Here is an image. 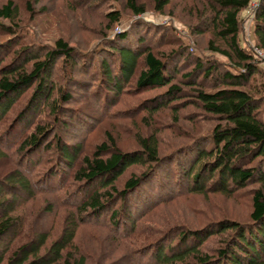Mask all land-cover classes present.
<instances>
[{
  "label": "trees",
  "instance_id": "16d2710c",
  "mask_svg": "<svg viewBox=\"0 0 264 264\" xmlns=\"http://www.w3.org/2000/svg\"><path fill=\"white\" fill-rule=\"evenodd\" d=\"M62 1L79 4L76 7L84 11L94 0ZM153 1L159 12H164L171 2ZM250 3L251 0H209L208 24L227 44L222 48L210 41V48L225 56L229 64L223 70L217 62L197 60L196 72H203L206 78L212 76L222 87L210 91L197 88L190 94L218 122L209 132L185 135L191 137L190 144H199L194 149L184 143L171 145L164 153L156 127L149 135H137L140 149L134 151L120 149L110 130L90 152L87 140L67 136L76 118L86 122V116H91L93 122L87 123V130L92 131L105 122L125 123V118L139 114V123L148 127L153 125L155 113L176 108L185 90L176 80L178 62L173 60L177 55L181 59L187 56V44L171 37L170 43L176 47L158 53L145 44L144 36L137 34L132 40V33L122 31L113 37L103 33L104 37L88 50L72 46L63 38L49 47L34 29L18 24L15 0L0 2V30L10 35L0 41V158L10 157L16 167L0 175V264L109 261L113 253L101 251L96 259L79 246L78 233L85 226L107 227L105 239L112 235L117 238L119 248L125 251L121 256L125 264H133V243L142 244L136 249L139 264H264V119L260 117L264 86L250 83L253 76L264 72L255 50L239 41L240 13ZM127 9L134 15L147 11L137 0H127ZM105 17L107 31L123 20L117 10L107 12ZM134 23L136 27L137 21ZM255 35L257 46L264 49V0L257 8ZM128 40L135 46H128ZM10 46L14 54L11 59L1 51ZM5 58L8 64L2 62ZM93 68L98 76L93 78V98L76 107L66 106L75 100L76 90L87 89V78L83 76ZM59 70L66 88L56 80ZM192 75L191 72L182 78ZM152 88L165 90L135 103L138 96H131L132 92ZM57 91L59 96L55 97ZM91 101L99 105L101 114ZM47 112L52 114L54 124L50 118L38 117ZM178 123L176 118L174 125ZM61 128L64 133H60ZM7 138L13 140L2 144ZM170 152H175L178 159L182 156L186 166H178L171 177L159 179L158 170L174 161L166 157ZM135 167L140 170H132L121 182ZM254 180L260 185L252 192L249 226L229 220L190 228L147 226L148 215L185 194L220 192L233 196ZM47 193L54 198L49 196L38 206L40 195ZM29 217L33 220L31 230ZM41 219L46 223L42 228ZM120 226L125 229L120 231ZM229 230L236 237L219 250V259L203 252L201 247L209 237Z\"/></svg>",
  "mask_w": 264,
  "mask_h": 264
},
{
  "label": "rangeland",
  "instance_id": "374dc122",
  "mask_svg": "<svg viewBox=\"0 0 264 264\" xmlns=\"http://www.w3.org/2000/svg\"><path fill=\"white\" fill-rule=\"evenodd\" d=\"M3 1L5 0H0V2ZM15 1L19 7L18 24L20 26L22 25L27 30L30 28L34 29L40 41L49 45V47H53L58 38H63L72 46L88 50L104 37V35H102L103 33H108V37L109 35L113 37L122 31L132 33V40L137 34L139 35L138 37L144 36L147 39L145 44H150L152 49L158 53H167L176 47L175 45V47H172L173 45L170 43L171 37L178 38L177 40L181 41L183 45L187 44V56L181 59L179 55H177L173 60V62H178L177 70L179 71V76H177L176 80L181 85L180 87L185 90L182 93L185 95L181 97L180 101L175 103L176 108L168 107L155 113L153 118H151L152 121H154L152 122L153 125L148 127L139 123L141 115L138 114L137 116L133 115L134 117L125 118V123H115L112 125L110 122H105L101 127H97L95 130L92 129V132L87 130L90 123L93 122L91 116H86V122L85 119L76 118L72 125L73 128L70 130L67 137H72L76 140L80 138L85 142L87 140L89 145L88 152L91 151L92 147L94 148V145L104 139L106 130H110L112 134L116 136L119 148L123 151L139 150L140 147L137 141V135H149L155 131V127L158 129L157 134L164 153L170 150L169 148L184 143H188L190 146L189 148L194 149L198 143L190 144L191 137H185V135L209 132L218 122V119L206 113L201 106L198 105L199 103L194 99V95L192 93L190 94V90H195L197 88L210 91L214 88L222 87V84L219 81H215L212 76L206 78L203 76V72H196L197 69L195 64L197 60L217 62L223 70H225L226 66L229 64V60L225 56L213 52L210 48V41H213L215 45L219 44L222 48H226L227 44L216 37L215 30L211 24H208L210 18V15H208L210 14V9H208L209 0H171L164 12H159L157 10L153 0H137L139 4L144 5L147 10L146 13L142 15H134L131 13L127 9V0H94L87 4L88 7H86V9L84 8V11L76 7L79 4L67 3L62 0H31L32 7L30 9L28 8L29 0ZM259 4L260 0H251L250 5L241 11L239 17L241 24L239 41L242 46L253 48L256 53L264 55V49H260L257 46L255 35L256 12ZM113 10L120 11L123 20L113 26L111 30L107 31V20L105 15L107 12ZM135 21H137L136 27H133ZM29 37H33L32 32H29ZM8 38H10V35L0 30V41ZM117 42L120 44L122 41ZM126 42L130 47L135 46L130 40ZM12 48V46L7 48L4 47L1 51H4V53L7 54L5 56L11 59L14 56L10 51ZM259 50H261L262 53H260ZM104 52L107 53L106 51ZM106 55L107 57L109 56L108 53ZM9 59L6 60L5 58L2 62L8 64ZM261 59L263 61L261 60L259 62H262L264 72V59ZM111 62L112 64L115 63L113 59ZM61 63L62 62H59V67ZM142 65L143 64L140 65L139 70L142 68ZM95 70L96 69L93 68L89 74H84L83 77L87 78V89L76 90L74 92L75 100L66 106L76 107L79 102L83 101V103H88L89 98H93L91 94L94 91L92 90L93 84L96 83V80L93 78L95 77L98 79L97 74L94 72ZM221 71L220 69V72ZM191 72L193 75L189 77V79L182 78V76ZM57 73L60 77H58V79L56 76V80L59 82L58 85L65 86L66 88L62 71L59 70ZM195 83H197V85H194ZM250 83L264 86V75L253 76L250 79ZM90 86H92L91 90L89 88ZM164 90L165 89L152 88L145 91L140 90L138 94H134L131 91V96H138L135 98L136 103L144 100V98L159 94ZM57 96H59V91L55 94V97ZM90 104L101 114L102 110L97 103L91 101ZM43 114L38 117H42L45 120H49L50 118V122L54 124V119H51L52 114L50 115L48 112ZM29 117L30 116L27 118ZM53 117L55 118V116ZM260 117L264 119V110L260 112ZM176 118L179 119L178 125H174ZM66 123L69 124V122ZM87 123L89 125H87ZM59 130H61L60 133H64L62 128ZM18 136L19 134L16 137ZM12 140L13 138H7L1 141V143L7 144ZM166 157L174 158V161L171 160V162L165 163L163 169L158 170L159 179H163L165 176L171 177L173 172L176 171L175 168L178 166H186V162L182 156H180L182 159H178L175 156V152H170V155L168 153ZM15 168L10 157L6 159L0 158L1 176L8 170ZM135 169L136 171L140 170V168L136 167L129 169L121 182ZM259 185L260 184L254 180L250 182L245 189H241L233 196L220 192H209L206 195L199 193L190 195L185 194L173 202L161 205L148 215L146 217V222L149 223L147 226L157 225L163 228H175L184 225L190 228L218 222L220 220L233 221L244 225V227L249 226L250 215L253 210L252 192H254ZM149 189H151V187ZM49 196L53 197V195L49 193L46 195L41 194V199L37 201L38 206L40 204L42 205L45 201L44 199ZM47 221H52L51 217L47 218ZM32 223V217H29L28 228L30 230ZM45 225L44 219H41L39 226L42 228L45 227ZM122 225L125 224L122 222ZM119 229L121 231L122 229L124 230L125 227L120 226ZM57 230L59 231L58 226L56 231ZM107 232L109 233L107 227H103V229L91 226L82 227L78 233V244L84 248L87 254H92L96 259L100 256L101 251L107 254H114L109 261H102V264H108L111 260H114V262H116L115 264H125L121 259L125 251L122 247L119 248V241H117L115 236L112 235L111 238L105 239L106 235H108ZM56 234L57 232H55V235ZM235 237L232 230L214 234L204 242L201 249L217 260L221 256L219 250L225 248L227 243H230ZM97 239H99L98 243L96 241ZM133 244L130 245V248L133 249L130 259L133 264H139V262L136 261L138 259L136 256V249L142 244Z\"/></svg>",
  "mask_w": 264,
  "mask_h": 264
},
{
  "label": "built area",
  "instance_id": "2783aa9c",
  "mask_svg": "<svg viewBox=\"0 0 264 264\" xmlns=\"http://www.w3.org/2000/svg\"><path fill=\"white\" fill-rule=\"evenodd\" d=\"M259 52H260V53H262V52H261V50H259ZM256 54H257V56H258V57H260V58H263V59H264V55H263V54H258V53H256Z\"/></svg>",
  "mask_w": 264,
  "mask_h": 264
}]
</instances>
